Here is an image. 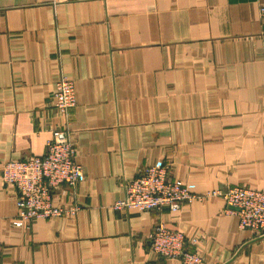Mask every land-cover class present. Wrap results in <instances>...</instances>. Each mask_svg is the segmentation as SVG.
<instances>
[{
	"label": "crops",
	"instance_id": "0c3cea01",
	"mask_svg": "<svg viewBox=\"0 0 264 264\" xmlns=\"http://www.w3.org/2000/svg\"><path fill=\"white\" fill-rule=\"evenodd\" d=\"M264 0H0V264H183L155 254L159 223L203 264H264V237L208 193L264 191ZM75 82L69 138L83 177L54 202L76 216L14 224L8 162L45 156ZM171 164L200 199L179 213L117 210L124 183Z\"/></svg>",
	"mask_w": 264,
	"mask_h": 264
},
{
	"label": "built area",
	"instance_id": "2783aa9c",
	"mask_svg": "<svg viewBox=\"0 0 264 264\" xmlns=\"http://www.w3.org/2000/svg\"><path fill=\"white\" fill-rule=\"evenodd\" d=\"M263 23L264 6L260 8ZM74 80L61 75L55 83L53 106L62 125L51 132L45 156L24 161L8 162L2 167L3 181L18 192L19 213L17 226L31 225L40 219L76 216L80 206L64 207L54 202L62 186L75 187L83 177V167L76 161V149L69 138L70 112L76 107ZM171 164L147 167L134 179L124 183V197L114 205L117 210L159 212L167 209L179 213L183 206L200 199L186 184L172 178ZM208 197L221 198L227 212L239 217V227L257 237H264V191L245 187H229L209 192ZM151 250L166 259L183 264H203L202 256L187 249L186 244H197L183 232L159 223L150 234Z\"/></svg>",
	"mask_w": 264,
	"mask_h": 264
}]
</instances>
